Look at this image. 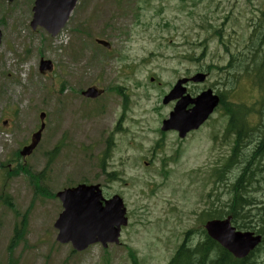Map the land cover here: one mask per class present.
I'll list each match as a JSON object with an SVG mask.
<instances>
[{"label": "rangeland", "instance_id": "1", "mask_svg": "<svg viewBox=\"0 0 264 264\" xmlns=\"http://www.w3.org/2000/svg\"><path fill=\"white\" fill-rule=\"evenodd\" d=\"M33 5L0 0V264H133L131 257L166 264L186 230L202 238L205 213L229 201L243 164L220 180L232 140L223 110L183 141L175 133L163 136L161 122L174 104L164 105L163 95L179 77L213 67L191 92L215 84L220 92L229 89L240 111L249 109L242 119L252 131L238 159L247 161L251 142L264 132V115L258 124L255 113L264 110L262 97L255 100L264 87L259 93L254 86L255 79L264 84V0H80L56 37L31 28ZM232 53L238 65L224 69ZM41 57L53 62L51 71L40 72ZM92 85L103 89L101 97L83 95ZM119 86L121 93L112 89ZM42 111L40 143L31 155H17ZM255 168L260 181L251 190L262 199L264 169ZM114 172L119 178L109 181ZM83 181L100 183L105 197H124L129 224L120 245L76 252L56 240L63 207L55 194Z\"/></svg>", "mask_w": 264, "mask_h": 264}, {"label": "water", "instance_id": "2", "mask_svg": "<svg viewBox=\"0 0 264 264\" xmlns=\"http://www.w3.org/2000/svg\"><path fill=\"white\" fill-rule=\"evenodd\" d=\"M77 1L36 0L32 27L35 29L40 25L53 36L57 35L68 21ZM98 42L109 47L105 41ZM50 68V61H41L42 71ZM204 79V74H197L191 78L193 81ZM187 81L188 79L179 80L171 93L165 97L164 102L181 97L186 91L183 83ZM83 94L88 97H97L99 93L91 87ZM218 102V96L213 95L211 90L203 92L195 99H191L189 95L182 97L171 113L170 119L164 121L163 130L176 129L180 136L184 137L189 131L198 129L204 123ZM190 103H194V107L187 109ZM44 118L45 114L42 113L41 119ZM44 128L43 122L39 131L33 135L31 144L21 151L23 156L32 153L41 139ZM57 196L64 207L55 223V227L59 229L57 236L59 242H71L78 251L85 250L90 244L97 242H101L104 246L119 242L121 226L128 222L123 200L119 196L106 200L104 204L100 186L86 184L59 191ZM206 229L213 239L237 258L246 257L262 240L260 235H255L253 232L237 231L232 226L230 218L211 220L206 224Z\"/></svg>", "mask_w": 264, "mask_h": 264}, {"label": "trees", "instance_id": "3", "mask_svg": "<svg viewBox=\"0 0 264 264\" xmlns=\"http://www.w3.org/2000/svg\"><path fill=\"white\" fill-rule=\"evenodd\" d=\"M226 51L230 52L229 46H226ZM261 52V50L256 52L255 59L259 57ZM231 56L232 59L229 66L234 68L236 65H234L233 59L236 55L232 53ZM232 121H234V118ZM241 121L239 123L233 122L230 129H227V134L233 132L236 136L231 160L225 161V164L221 168L223 174L221 179H223L226 172L237 163V158L244 148L241 143L247 138L246 136L249 135L246 134L248 132L245 128L246 125L241 124ZM260 137L263 140L256 143L254 148L250 149L248 160L241 161L243 162L242 164L244 167L239 171L238 176L232 183L229 201L222 208L215 209L211 207L214 211L211 210L205 214L208 218L214 216L219 218L231 216L234 225L238 229L255 230L257 233L262 234V243L251 252L249 256L244 259H238L220 246L216 241L210 239L207 235L202 237L200 241L192 242L188 234L187 240L179 246L168 264H264V198H257L251 190V187L260 181L258 178L259 170L255 167L260 166L262 155H264V132ZM23 171L30 173L25 167L23 168ZM35 176L36 175L33 177ZM6 202L10 207L13 205L9 197H7ZM252 222H254L255 225H252ZM20 226L24 228V219H22L19 227ZM20 235L21 230L18 229L15 238ZM135 264L138 263L136 262Z\"/></svg>", "mask_w": 264, "mask_h": 264}]
</instances>
